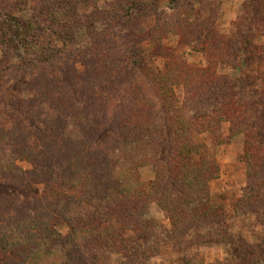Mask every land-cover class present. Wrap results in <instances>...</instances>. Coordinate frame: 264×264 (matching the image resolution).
<instances>
[{
    "label": "trees",
    "instance_id": "1",
    "mask_svg": "<svg viewBox=\"0 0 264 264\" xmlns=\"http://www.w3.org/2000/svg\"><path fill=\"white\" fill-rule=\"evenodd\" d=\"M46 1L56 9L68 0ZM216 1L131 0L123 15L110 11L100 15L104 35L89 39L82 50L89 51L83 56H91V62L84 72L75 70L73 84L55 85L43 75L35 80L34 91L28 85L35 95L27 103V113L32 123L43 127L44 137L39 144L24 145L0 131V262L6 258L22 264H113V254L134 250L128 233L135 232L144 238L158 234L166 244L181 243L189 231H195L197 241H212L202 230L213 224L225 227L226 217L210 193V183L220 178V167L200 137L214 139V147L224 144L226 125L230 141L245 136L241 159L250 184L249 197L245 194L240 202L249 204V211L259 200L264 205V179L263 186L256 185L257 173H264V82L262 90L249 92L248 100L219 74L221 65L236 64L233 55L240 45L236 33L227 38L215 30L214 13L203 18L204 3ZM247 5L244 20L249 17L250 29L264 34V0H249ZM92 20L93 25L96 20ZM244 20L235 23L238 30H243ZM108 27L117 35L122 29L138 36L134 44L139 51L128 67L117 52L105 49L108 38L114 37ZM36 29L32 21L22 28L14 15L5 14L0 18V50L10 46L30 53ZM172 33L179 44L203 53L206 66L187 63L179 49L167 46L164 41ZM145 45L153 51L147 53ZM148 55L163 57L164 67L150 66ZM127 72L129 76L140 72L171 117V149L165 165L157 157L159 122L153 93L140 87L111 116L128 84ZM4 75L0 65V77H10ZM87 81L93 82L91 90L81 87ZM177 90L183 93V102ZM199 102L208 112L190 116L189 109ZM21 160L29 162L31 170L20 168ZM147 166L156 173L149 184L141 181L139 172ZM24 182L43 185L44 190L31 199ZM169 183L171 187L164 190ZM19 195H24L23 208L14 213L11 199L20 201ZM152 204L170 220L171 233L145 219ZM59 224L69 228L67 235L58 230ZM134 260L128 264H146Z\"/></svg>",
    "mask_w": 264,
    "mask_h": 264
},
{
    "label": "rangeland",
    "instance_id": "2",
    "mask_svg": "<svg viewBox=\"0 0 264 264\" xmlns=\"http://www.w3.org/2000/svg\"><path fill=\"white\" fill-rule=\"evenodd\" d=\"M129 1L131 0H68L61 2V7L55 9L46 0H0V18L5 14H11L19 20L22 28L31 21L37 26L34 41L36 44L30 53L26 54L25 51L10 46L5 50H0V65L3 73L10 76L6 79L3 76L0 77L2 80L0 81V131L8 132L13 140L24 145L39 144L43 140V127L32 123L27 113V103L35 95L33 92L36 87L35 80L45 75L51 78L55 85L65 82L73 84L76 79L75 70L84 72L87 70L85 67L87 62H91V56H87L89 51L82 50L87 48L89 39L104 35L105 21H100V15L107 11L123 15V10L128 6ZM248 2L249 0H219L212 5L205 2L202 7L203 18L212 17L214 13L213 17L216 21L213 23L218 33L227 38H232L234 33L239 35L240 49L233 55L236 64L221 65L218 71L219 74L228 77L235 88L244 92L249 100V92L263 88L264 34L259 35L253 28L250 29L249 17L244 20L247 10L245 7L249 9ZM199 5L201 8V3L197 4ZM54 18H58L57 21ZM94 18L96 25L95 23L92 25ZM241 20H244V27L242 26L243 30L242 28L238 30L235 23ZM143 26L146 30L148 29L146 24ZM109 29L108 27V32L113 33L114 37L111 35L108 38L105 49L117 52V57L119 56L120 61L128 67L133 60V55L139 51V47H135L136 44H134L138 36L132 31H129L132 34L127 35V32L122 29H119L120 34L117 35L114 30ZM168 38V41H164L165 44L179 49L180 55L187 63L206 66L207 60L203 53L195 52L190 47L179 44V37L174 33ZM249 39L251 45H247L246 41ZM144 47L147 53L152 50L151 45ZM86 53L87 55L83 56ZM253 55L256 56L251 59ZM147 62L150 66L161 69L165 64L163 57L152 55L147 56ZM128 74L127 72L128 84L112 107V117H115V113L120 112L129 103L135 90L140 87L147 94L153 93V87L140 72L130 76ZM81 83H83L81 87L90 90L93 88V82ZM29 84L32 85L33 91L28 88ZM68 87L71 88L70 85ZM154 93L151 98L155 104L159 122L156 127L157 157L165 165L171 149L169 137L172 120ZM178 94L183 102L185 100L183 93L178 91ZM204 112H208V108L200 102L194 104L193 108L188 111L192 117ZM108 130L111 131V128L108 127ZM222 133L227 138L226 143L217 147L212 145L214 139L205 137V135L200 138L212 150L220 167V178L210 183V193L213 201L222 206L226 217L225 227L213 224L207 226L206 231L202 230V235L206 236L209 233L213 237V240L209 242L197 241L195 231H189V236L186 232L180 241L184 242L182 245L175 241L166 244L163 242L164 238L158 239V234L144 238L140 236V232L128 233L134 250L131 253L113 254L111 256L113 264H128L129 261H133V258L137 263L145 262L146 264H186L188 262L192 264H264V223L261 220L262 217L264 218V205H261L259 200L258 205H255L256 209L249 211V204L240 202L245 194L249 197L250 184L247 166L241 159L245 148V136L239 134L230 141L227 125L223 127ZM17 164L23 170L32 168L26 160H21ZM139 172L141 181L145 184H149L156 178L153 166L143 167L139 169ZM263 174V172L257 173L256 185L259 187L263 186ZM170 185L171 183L167 184L164 190L171 187ZM23 186L27 196L31 199L34 194H41L44 190L43 185L32 182H24ZM22 198L24 195H19L20 201L11 199L14 213L22 210ZM256 211L259 213L257 214ZM145 219L158 223L161 228L170 233L172 231L170 220L157 204L149 207ZM58 230L63 235L69 232V228L63 224H59ZM2 262L0 264H22L16 259L8 261L3 258Z\"/></svg>",
    "mask_w": 264,
    "mask_h": 264
},
{
    "label": "bare ground",
    "instance_id": "3",
    "mask_svg": "<svg viewBox=\"0 0 264 264\" xmlns=\"http://www.w3.org/2000/svg\"><path fill=\"white\" fill-rule=\"evenodd\" d=\"M53 122V121H52ZM55 126V125H54Z\"/></svg>",
    "mask_w": 264,
    "mask_h": 264
}]
</instances>
